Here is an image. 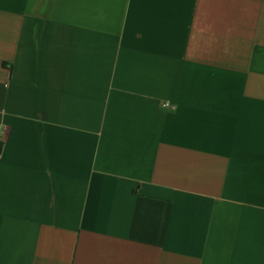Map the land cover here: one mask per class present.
Returning <instances> with one entry per match:
<instances>
[{"label":"crops","instance_id":"obj_1","mask_svg":"<svg viewBox=\"0 0 264 264\" xmlns=\"http://www.w3.org/2000/svg\"><path fill=\"white\" fill-rule=\"evenodd\" d=\"M0 264H264V0H0Z\"/></svg>","mask_w":264,"mask_h":264}]
</instances>
